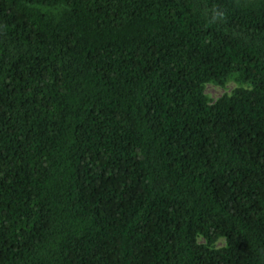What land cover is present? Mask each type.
Wrapping results in <instances>:
<instances>
[{
  "label": "trees",
  "instance_id": "16d2710c",
  "mask_svg": "<svg viewBox=\"0 0 264 264\" xmlns=\"http://www.w3.org/2000/svg\"><path fill=\"white\" fill-rule=\"evenodd\" d=\"M0 264H264V0H0Z\"/></svg>",
  "mask_w": 264,
  "mask_h": 264
},
{
  "label": "rangeland",
  "instance_id": "374dc122",
  "mask_svg": "<svg viewBox=\"0 0 264 264\" xmlns=\"http://www.w3.org/2000/svg\"><path fill=\"white\" fill-rule=\"evenodd\" d=\"M235 87H236V84H234L233 82L227 83L224 87H220V86L213 85V84H207L204 87V94L211 102H214L218 98H220L222 95L230 94V92ZM216 246L217 247L223 246V240L221 239L220 241H218Z\"/></svg>",
  "mask_w": 264,
  "mask_h": 264
},
{
  "label": "clouds",
  "instance_id": "9594fccd",
  "mask_svg": "<svg viewBox=\"0 0 264 264\" xmlns=\"http://www.w3.org/2000/svg\"><path fill=\"white\" fill-rule=\"evenodd\" d=\"M217 17H222L223 16V13L222 12H217Z\"/></svg>",
  "mask_w": 264,
  "mask_h": 264
}]
</instances>
